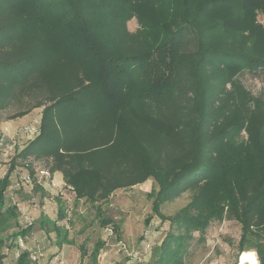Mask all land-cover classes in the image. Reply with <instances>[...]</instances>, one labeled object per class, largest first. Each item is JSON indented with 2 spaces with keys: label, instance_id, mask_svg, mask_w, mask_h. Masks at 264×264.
I'll return each instance as SVG.
<instances>
[{
  "label": "trees",
  "instance_id": "trees-1",
  "mask_svg": "<svg viewBox=\"0 0 264 264\" xmlns=\"http://www.w3.org/2000/svg\"><path fill=\"white\" fill-rule=\"evenodd\" d=\"M155 50L169 61L159 83L142 71ZM263 66L264 0H0V112L40 110L37 133L0 178V264L31 231L19 227L6 246L2 225L18 213L5 205L9 177L15 169L33 177L40 162L62 174L76 200L96 206L101 226L112 220L101 204L113 192L154 180L144 224L155 216L168 229L146 264H185L224 217L241 228L234 264L250 262L249 237L264 264V97L238 76ZM186 192L175 214L161 212ZM64 217L61 206L52 223L39 217L56 246L72 242L57 225ZM12 264H31L28 250Z\"/></svg>",
  "mask_w": 264,
  "mask_h": 264
},
{
  "label": "rangeland",
  "instance_id": "rangeland-1",
  "mask_svg": "<svg viewBox=\"0 0 264 264\" xmlns=\"http://www.w3.org/2000/svg\"><path fill=\"white\" fill-rule=\"evenodd\" d=\"M257 20L263 23L261 15L257 16ZM136 27V21L130 19L128 28L134 30ZM168 62L166 50H155L145 58L142 71L155 83L162 82L167 73ZM238 76L253 94L264 97V66L256 70L244 69ZM16 111V106H11V108L0 112V125L4 124L5 126L11 123L16 127L24 128L33 124L39 116V111L36 109L26 115L13 117V113ZM1 126L0 128L4 127ZM3 129L6 130L5 127ZM13 136L19 137L16 134ZM24 137L25 140L19 143L20 146H23L28 139L26 136ZM243 137L242 133L241 138ZM16 141L15 139V143ZM37 164L44 167L42 162ZM155 189L154 180L149 178L143 185L116 190L114 195L110 196L109 204L103 203L104 205L101 206L102 213L112 219L108 221L107 226L98 224L100 217L96 214L95 208L79 205L80 210H78L71 201L64 197L60 203L62 202V208L66 209L65 219L57 222V225L67 232L68 238L72 242L68 245L62 244L60 247L56 246L55 233L50 230L52 227L50 224H46L45 229L40 228V215L49 217V223H52L58 214V207L53 200L51 203L47 202L51 208L46 207L45 212L42 211L43 197L46 199L52 197L49 192H33L27 187L15 196V191H8L5 193V205L10 203L12 195L15 196L14 199L17 202L27 205L28 215L33 219V224L30 233L24 237V243L27 249L37 250L41 254L37 264H146L149 261L152 248L161 242L168 229V222L161 221L155 216L151 220L147 219L148 224H144V219L151 215L153 200L151 194ZM189 196L190 194L186 192L171 202L161 204V212L166 216L175 214L189 201ZM53 197L55 196L53 195ZM21 226L22 218L19 213L15 220H8L2 225V236L6 246L11 244L12 233ZM198 235L195 233V238ZM240 235L241 228L234 220L224 217L222 220L213 221L205 233L199 236V240L190 247L185 264H234L235 261L238 262L242 253H239L238 245ZM244 243L251 247L243 251L248 252L246 262L250 261L245 264H255L256 257L260 264L256 240L249 237ZM96 245H99V248ZM95 248L99 250L96 257L92 259L90 252ZM10 249L4 259L6 264H12L15 258L16 248ZM5 250L3 249V251ZM82 252H84L83 255Z\"/></svg>",
  "mask_w": 264,
  "mask_h": 264
},
{
  "label": "built area",
  "instance_id": "built-area-1",
  "mask_svg": "<svg viewBox=\"0 0 264 264\" xmlns=\"http://www.w3.org/2000/svg\"><path fill=\"white\" fill-rule=\"evenodd\" d=\"M37 131H38L37 120H35L33 124L25 126L21 130V132L27 138L33 137L37 133ZM16 147L17 146L15 143L14 137H8L4 135V133H0V168H1L0 178L6 175L8 168H9V160L14 155L16 151ZM9 179L11 182H10L9 187L7 188V192L8 191L10 192L11 191H23L27 187L31 188L32 184L34 183L41 186L42 188H45L46 185L52 184V174L50 173V171L43 166L42 167L39 166L37 163L34 165V176L33 177L30 176L25 171L17 172V169H15L11 172ZM14 198L15 196L12 195L11 201L8 205L10 206L17 205L18 213L20 217L22 218L21 227L31 226L33 224V219L30 218V216L28 215L27 205L20 204ZM15 244H16L15 258L19 255V253L22 250H28L31 264H37L38 258L41 255L39 251L37 250L31 251L30 249H27L24 243V238H21V237H18L16 239Z\"/></svg>",
  "mask_w": 264,
  "mask_h": 264
},
{
  "label": "crops",
  "instance_id": "crops-1",
  "mask_svg": "<svg viewBox=\"0 0 264 264\" xmlns=\"http://www.w3.org/2000/svg\"><path fill=\"white\" fill-rule=\"evenodd\" d=\"M38 111H39V116H40V110L39 109H37ZM39 116H37V118H39ZM36 120H38V119H36ZM1 126V125H0ZM4 126V124H2V126L1 127H3ZM5 127V129L6 130H4L3 128ZM3 128H0V133H4V135H6V136H8V137H14L13 135L14 134H16V135H18L19 137H17V138H15L17 141H16V143H17V148L20 146L19 145V143L22 141V140H25V135L21 132V130H22V127H16L14 124H11V123H9V125L7 124V125H5ZM3 129V130H2ZM4 131H6V132H4ZM23 137H24V139H23ZM19 138V139H18ZM27 141V140H26ZM26 143V142H25ZM24 143V144H25ZM23 144V145H24ZM20 147H22V146H20ZM19 147V148H20ZM140 185H143V183L142 184H139V185H135V186H133V187H131V188H134V187H137V186H140ZM120 190V189H119ZM45 191H47V192H49V194L50 195H52V197L50 198V199H46L45 197H43V199H44V202L42 201L41 203H42V205H41V208H42V211L43 212H45V208L46 207H49V208H51V205L49 204V203H51V201L53 200V202H56L55 204H56V206L59 208L60 206H61V203H60V201H62L63 200V198L65 197V198H67L69 201H71V203H72V205L73 206H76L77 208L76 209H78V210H80V207H79V205H82V207L83 206H90V207H93V208H95L93 205H91L90 203H88V202H85L83 199H79V200H76L75 198H74V195H73V193H71L70 191H67V189L65 188V183H64V181H63V178H62V174L60 173V172H58V171H55V172H52V184L51 185H46V187L44 188V190H43V192L42 193H44ZM34 192V191H33ZM18 193H20V192H18ZM18 193H15L14 195L16 196ZM114 193L115 192H113L112 193V195L111 196H113L114 195ZM53 195L55 196V197H53ZM60 199V200H59ZM47 200V201H46ZM47 202H49V203H47ZM20 203V202H19ZM108 204H109V200H108V202H107ZM59 204V205H58ZM105 204V203H104ZM104 204H101V206H103ZM61 208H62V206H61ZM63 209V212L65 213L66 212V209L64 210V208H62ZM57 213H58V209H57ZM73 213H74V211H73ZM57 216H58V214H57ZM56 216V217H57ZM40 217V216H39ZM47 218V217H46ZM49 218V217H48ZM47 218V219H48ZM56 219V218H55ZM63 219H65V217L63 218ZM49 220V219H48ZM51 220V219H50ZM59 221H62V220H59ZM58 221V222H59ZM64 245H68V244H64ZM57 247H60V246H57Z\"/></svg>",
  "mask_w": 264,
  "mask_h": 264
}]
</instances>
